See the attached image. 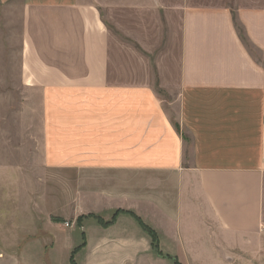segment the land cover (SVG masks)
I'll list each match as a JSON object with an SVG mask.
<instances>
[{"label": "crops", "instance_id": "1", "mask_svg": "<svg viewBox=\"0 0 264 264\" xmlns=\"http://www.w3.org/2000/svg\"><path fill=\"white\" fill-rule=\"evenodd\" d=\"M0 9L20 19L45 175L75 177L77 218L108 232L116 264H264V0Z\"/></svg>", "mask_w": 264, "mask_h": 264}, {"label": "rangeland", "instance_id": "2", "mask_svg": "<svg viewBox=\"0 0 264 264\" xmlns=\"http://www.w3.org/2000/svg\"><path fill=\"white\" fill-rule=\"evenodd\" d=\"M20 26L15 11L0 9V264H116L108 251V232L99 234L93 222L83 225L77 218L75 177L45 175L40 98L20 82ZM152 83L173 118L175 106L168 103L175 93L168 95ZM129 264L172 263L152 252Z\"/></svg>", "mask_w": 264, "mask_h": 264}, {"label": "trees", "instance_id": "3", "mask_svg": "<svg viewBox=\"0 0 264 264\" xmlns=\"http://www.w3.org/2000/svg\"><path fill=\"white\" fill-rule=\"evenodd\" d=\"M236 28H237V30L239 32L240 28L237 25H236ZM239 35L241 36L240 32H239ZM137 221L139 222V224L142 227V229L150 236V238L152 240V244L154 242V244L156 245V235H155V233L153 231H151L147 226L142 224V222L139 219H137ZM100 222L102 223V221H100ZM108 224H110V223H107V224L105 223L104 225L107 226ZM155 245H153V246L155 247ZM174 264H177V262H175Z\"/></svg>", "mask_w": 264, "mask_h": 264}]
</instances>
